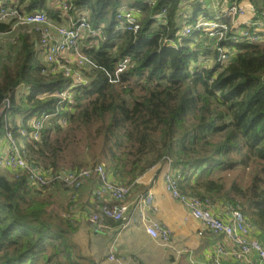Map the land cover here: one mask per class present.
Masks as SVG:
<instances>
[{
    "label": "trees",
    "instance_id": "1",
    "mask_svg": "<svg viewBox=\"0 0 264 264\" xmlns=\"http://www.w3.org/2000/svg\"><path fill=\"white\" fill-rule=\"evenodd\" d=\"M181 1H129L127 8L137 12L140 23L133 33L120 28L122 0H73L70 14L86 8L93 28L103 26L93 36L98 43L84 48L97 67L83 70L86 82L79 84L62 73H46L35 39L21 34L0 67V106L9 96L12 101L6 116H0V141L7 130L17 142L26 132L24 153L30 163L57 171L71 168L66 166V152L80 147L84 133H92L90 139L103 143L102 156L112 170L128 175L129 183L171 158L172 168L181 175L182 193L239 206L264 229V47L220 41L237 49L222 68L217 44L206 32H180ZM249 1L257 16L264 14V0ZM20 3L27 11L43 10L61 19L56 13L60 1L57 8L52 0ZM201 5L191 1L194 10L187 24L195 23ZM9 28L0 22V31ZM233 34L229 31L228 36ZM125 56L131 66L119 73L118 81H110L109 74L115 77L118 61ZM22 84L31 93L18 102L14 92ZM72 85L70 99L63 101L59 94ZM8 113L24 119L10 124ZM45 113L49 118L36 140L31 120ZM63 117H68L64 126L59 123ZM71 165L85 167L83 161ZM239 167L254 172L247 187L237 180L227 183L222 175ZM52 205L41 189L30 186L27 172L14 176L0 169V264L87 261L73 241L79 222Z\"/></svg>",
    "mask_w": 264,
    "mask_h": 264
},
{
    "label": "built area",
    "instance_id": "2",
    "mask_svg": "<svg viewBox=\"0 0 264 264\" xmlns=\"http://www.w3.org/2000/svg\"><path fill=\"white\" fill-rule=\"evenodd\" d=\"M73 0H60V17L65 18L73 9ZM125 1V0H122ZM147 3L154 4L156 0H144ZM224 9H219L214 15L207 17L204 13H200L199 17L193 25H189L186 19L189 13L180 11V19L184 22L182 34H191L194 30L206 32L209 38L214 39L219 51V63L223 68L228 61L236 53L235 46H227L219 44L220 41L247 42L261 46L264 32V14L256 19L246 21L243 27L238 24L237 17L244 15L248 6L243 4L241 0H221ZM225 3H230L226 5ZM125 7L118 10V19L123 23L120 28L124 31L136 33L140 28L139 17L134 9H128L127 3H123ZM185 2L181 1L180 7ZM75 10V9H74ZM165 11H163L164 14ZM188 12V11H187ZM72 15V14H71ZM238 15V16H237ZM19 17L25 25H44L37 27L41 35L42 55L50 65L46 67V73H62L65 77H70L75 84L86 82L81 70H90L97 67L96 63L87 54H80L78 48L86 45L85 38L92 37L88 46L96 45L98 40L93 36L101 33L103 26L93 28L90 22V13L85 8L75 10L73 16H68L69 25L53 26L50 24V17L43 10L27 11L19 10L15 5H11L10 0H0V22H4L9 17ZM229 18L230 23L225 19ZM238 21V22H237ZM238 24V26H237ZM53 29V30H52ZM52 30V31H51ZM229 31L234 32L232 36H228ZM86 36V37H85ZM84 41V42H83ZM225 43V42H223ZM65 54L70 55V60L80 70H73L65 64ZM208 63L207 61H205ZM132 60L129 56H125L118 61L114 75L109 74L110 81H118L119 73L130 67ZM209 64V63H208ZM210 65V64H209ZM208 65L205 64L204 67ZM70 86L59 94V97L65 101L70 99ZM20 87V88H19ZM16 88L14 92L15 99L20 102L31 93L30 87L22 84ZM18 88L23 89L18 95ZM11 96L5 98L0 106V116H6L7 110L11 107ZM48 114L35 116L31 120L32 132L34 139L40 138V132L45 127ZM59 123L65 125L67 119L61 118ZM7 144L5 152L0 150V169H8L14 176L27 172L28 182L30 186L36 189L48 188L58 185L66 192H69L70 204L77 201L79 190L91 178H96V188L94 197L99 202L96 209L86 211L87 219L92 223L95 231L107 229L110 222H121L122 228H143L152 238L160 239L163 243L168 244L171 239V231L159 221L153 219L149 212L154 206V195L151 190L139 194L135 199L128 200L135 184L138 181L118 183L111 180L106 171L104 163L95 166L84 167L82 169H61L53 170L52 168H43L42 166L32 165L24 153L12 133L7 130L3 138ZM165 161L169 165L168 171L165 173V181L168 191L171 195L187 207L191 214L204 226V229L198 231L202 236L205 231L215 235H221L232 241L240 250V253L256 252L260 259V264L264 263V242L249 236L252 224L239 206H230L228 217L223 218L217 215L212 207L214 204L208 200H203L197 196L184 194L179 189V181L181 175L172 168V159L166 158ZM72 213L71 208L68 211ZM66 217H73L69 213H63ZM221 251V249H220ZM107 259L117 264H131L122 262L114 252L108 254Z\"/></svg>",
    "mask_w": 264,
    "mask_h": 264
},
{
    "label": "crops",
    "instance_id": "3",
    "mask_svg": "<svg viewBox=\"0 0 264 264\" xmlns=\"http://www.w3.org/2000/svg\"><path fill=\"white\" fill-rule=\"evenodd\" d=\"M191 1L193 0L184 1L187 11ZM196 1L201 2L202 13L206 10L207 17L214 15L222 7L221 0ZM241 1L248 6V12L237 17L238 24L244 27L246 21L256 19L257 15L249 0ZM59 12L62 11L58 9L57 13ZM65 22L68 23V19ZM261 46L264 47V36ZM7 147V142L2 139L0 150L5 152ZM168 169V163L162 161L138 176L134 180L138 182L128 197V200H133L141 193L149 190L153 192L154 206L149 214L171 231L168 244L160 239L152 238L143 228H122L121 222L111 221L107 229L95 231L86 215V211L99 206V202L93 196L97 185L95 177L83 185L78 192L77 201L72 204L69 201V192L63 190L64 202L66 204L68 201L73 219L79 222L77 231L83 230L87 233L88 243L83 257L88 264H117L107 259L110 252H114L122 262L131 264H260L256 252L240 253L238 247L224 236L208 231H205L202 236L198 234L199 230L204 229L200 220L196 219L190 210L175 199L167 189L164 176ZM5 170L11 173L10 170ZM113 178V181L118 183H127L130 179L128 175L120 171L114 172ZM51 187L57 189L56 187L60 186ZM230 208V205L222 201L214 203L212 207L213 211L223 218L228 217ZM249 221L252 224L249 236L264 242V229L250 219Z\"/></svg>",
    "mask_w": 264,
    "mask_h": 264
},
{
    "label": "rangeland",
    "instance_id": "4",
    "mask_svg": "<svg viewBox=\"0 0 264 264\" xmlns=\"http://www.w3.org/2000/svg\"><path fill=\"white\" fill-rule=\"evenodd\" d=\"M52 1H53V5L57 8L60 0H52ZM129 1H131V0L122 1L121 6H124L123 3H128ZM183 1H185V0H183ZM56 2H57V4H56ZM10 3H11V5H15L19 10L24 9V6L20 3V0H10ZM225 4L230 5V3H225ZM125 7H122V8L120 7V8H121V10H124ZM224 7L225 6L223 4L221 9H224ZM193 10L194 9L192 8V6H190L189 10L187 12V7L183 6L181 11L186 12L185 14L187 15V13H193ZM200 13H202V11L198 12L197 17H199ZM68 16H73V14L67 15V17H65L63 19L62 18L61 19L56 18V20H54L55 18L54 19L50 18V24H52L53 26L69 25V22L68 23L65 22V20L68 18ZM261 16L262 15H260L259 17H261ZM4 22L8 23L10 28L7 31H0V67L2 65V58L5 57V54H7L8 52H14L15 44L18 41V37L21 34L28 33L36 41V44L40 50V58H41L42 62L44 63V65L46 67L50 68V65L48 64V62L45 60L44 56L42 55L41 35L38 32V28H37V27H42L44 25H25L22 23V21L19 17H12V16L9 17L8 19H6ZM180 26H182V29L180 31L182 33L183 27L185 26L184 22H183V24L181 22ZM202 35H204L206 37L205 34H202ZM263 35H264V32H263ZM87 39H88V37H86L84 40V41H86L85 42L86 45L89 44V41ZM201 40H197V41H201ZM97 43H98V41L96 42V44ZM204 44L202 45V49L205 47ZM191 46L198 48L197 42H191ZM84 48H85V46L81 49L78 48V52L80 54L85 53ZM198 49H200V47ZM69 58H70V55L65 54V57L63 58V60L65 59V61H64L65 64L73 70H80L74 64H72V62ZM0 71H1V68H0ZM82 72H83V70H81V73ZM82 75H83V78H86L83 73H82ZM19 88H18V95H20V91L24 92V88L23 89L22 88L19 89ZM67 110L70 111V113L73 111V109H71V107H68ZM23 119H24V115H13L11 113H8V120H9L10 124L13 123L14 121L16 123L20 124L23 121ZM91 135H92V133H89V134L84 133L82 136L79 137L80 147L69 149L66 152V156H65L66 161H67L66 166L74 168L71 165L72 161H83V166H85V167L95 166L96 164L104 163L106 165V171H107L108 177L111 180H114V178H113L114 171L110 167V166H112V163L105 160L104 157L102 156L103 143L101 142L100 139H97V140L90 139ZM18 141H19L18 142L19 146L22 149H25V147H26V132H23L20 135V138ZM67 157H68V159H67ZM71 168H67V169H71ZM2 170H5V169H2ZM123 170H125V169H123ZM2 172L5 173L4 171H2ZM222 175H224L227 183H230L233 180H237L241 184L242 187H247L252 182L254 172H253L252 168L239 167L233 171L223 173ZM56 188L57 189L52 188V187H51V189L42 188L41 189V195L52 201V203H53L52 208L55 211L62 212L64 214L69 213L72 215L73 213L68 212L69 208H70L69 207L70 204L68 203V201H66V204H65L64 199H63V190L64 189L62 187H56ZM70 218L73 219V217H70ZM73 241H74L79 253L82 256L84 253L86 254L87 243H88L86 231L79 230V231L75 232V234L73 235ZM38 264H52V263H46V262L40 260V261H38ZM84 264H88V261L85 262Z\"/></svg>",
    "mask_w": 264,
    "mask_h": 264
}]
</instances>
